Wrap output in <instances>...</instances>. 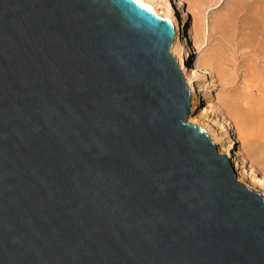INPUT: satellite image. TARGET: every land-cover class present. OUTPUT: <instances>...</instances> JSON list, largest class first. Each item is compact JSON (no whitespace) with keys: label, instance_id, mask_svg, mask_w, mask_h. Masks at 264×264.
<instances>
[{"label":"water","instance_id":"1","mask_svg":"<svg viewBox=\"0 0 264 264\" xmlns=\"http://www.w3.org/2000/svg\"><path fill=\"white\" fill-rule=\"evenodd\" d=\"M175 38L131 0H0V264H264Z\"/></svg>","mask_w":264,"mask_h":264},{"label":"bare ground","instance_id":"2","mask_svg":"<svg viewBox=\"0 0 264 264\" xmlns=\"http://www.w3.org/2000/svg\"><path fill=\"white\" fill-rule=\"evenodd\" d=\"M131 1L164 20L176 33L175 41L169 48L168 55L175 60L191 94L189 113L186 117L188 123L194 124L204 133L211 145L215 147L216 154L228 161L235 182L240 185L242 182L246 183L249 190L264 199V174L260 172L264 168V136H257V139L252 141L247 133V128L253 121L258 127L264 121L261 123L262 118L260 120L256 116L260 112L257 108L259 101L264 102V86L255 79L247 80L245 78L247 81L241 82L238 90L235 88L236 92L233 90L231 97L224 103H217L216 107L210 103L205 104L204 108L200 110L197 108L199 103L197 92L200 91V102H206L210 90L219 80V76L223 74V70L219 68L221 58L217 59L214 55L191 59L192 50L201 44V34L198 27H192L191 31L189 30L191 37H187L188 34L184 33L187 22L185 17L188 14L185 0ZM203 75H207L205 82L202 85L197 84V81L203 80ZM210 75H214V77L212 78ZM237 135H242L241 139H237ZM237 141L244 143L246 148L241 144V147L235 148L234 144ZM251 164H256V168L259 166L261 169H256Z\"/></svg>","mask_w":264,"mask_h":264},{"label":"rangeland","instance_id":"3","mask_svg":"<svg viewBox=\"0 0 264 264\" xmlns=\"http://www.w3.org/2000/svg\"><path fill=\"white\" fill-rule=\"evenodd\" d=\"M185 2L188 14L185 17L187 22L184 33L188 34L187 37H191L189 35L191 28L198 27L201 34V44L192 50L191 59L213 55L217 59L221 58L219 68L223 70L222 75L224 76L223 78L222 75H218L219 80L214 83L206 102H200V91L197 92L199 101L197 108L201 110L205 104L209 103L215 107L217 103H224L231 97V92L235 88L238 90L240 83L248 79H255L264 86V0H185ZM254 73L255 75H253ZM206 76L203 75V80L197 81V84L202 85ZM210 76L214 77V75ZM261 101L258 103L259 107L257 106L260 112L256 113V116L260 120L262 118V123L264 102ZM253 122L247 128V133L252 141L256 140L257 136H264V121L262 124L260 123L261 125L259 124V127ZM185 123L192 125L190 122L188 123L187 118ZM193 126L195 125L193 124ZM236 137L241 139L242 135ZM238 141L234 144L235 148L244 145ZM251 165L256 168V164ZM256 169H261V167L258 166ZM260 172L264 174V168ZM241 186L248 189L244 182ZM261 199L263 198L261 197Z\"/></svg>","mask_w":264,"mask_h":264},{"label":"snow or ice","instance_id":"4","mask_svg":"<svg viewBox=\"0 0 264 264\" xmlns=\"http://www.w3.org/2000/svg\"><path fill=\"white\" fill-rule=\"evenodd\" d=\"M143 6V5H142Z\"/></svg>","mask_w":264,"mask_h":264}]
</instances>
